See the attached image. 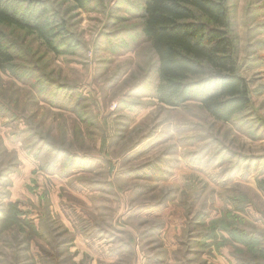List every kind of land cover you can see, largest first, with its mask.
Segmentation results:
<instances>
[{"label": "rangeland", "instance_id": "rangeland-1", "mask_svg": "<svg viewBox=\"0 0 264 264\" xmlns=\"http://www.w3.org/2000/svg\"><path fill=\"white\" fill-rule=\"evenodd\" d=\"M49 1L80 45L14 33L66 86L0 72V212L17 218L0 213V264H264V0H231L252 99L230 122L158 101L146 0Z\"/></svg>", "mask_w": 264, "mask_h": 264}, {"label": "trees", "instance_id": "trees-1", "mask_svg": "<svg viewBox=\"0 0 264 264\" xmlns=\"http://www.w3.org/2000/svg\"><path fill=\"white\" fill-rule=\"evenodd\" d=\"M73 1L84 8L89 0ZM51 11L49 0H0V72L22 83L31 81L40 90V79L57 89L66 85L27 66L31 62L26 47L14 33H24L56 56L74 53L80 42ZM143 33L157 55L155 96L161 104L180 107L198 99L212 117L224 122L250 107V83L239 71L231 0H146ZM49 144L55 153L66 152ZM14 167L10 163L0 168V178ZM257 183L264 194V179ZM7 219L17 220L4 212L1 220Z\"/></svg>", "mask_w": 264, "mask_h": 264}]
</instances>
